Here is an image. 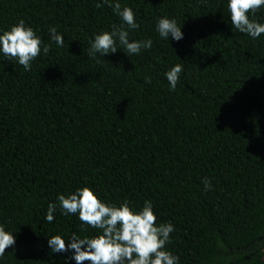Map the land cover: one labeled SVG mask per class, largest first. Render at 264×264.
Listing matches in <instances>:
<instances>
[{
	"label": "trees",
	"instance_id": "16d2710c",
	"mask_svg": "<svg viewBox=\"0 0 264 264\" xmlns=\"http://www.w3.org/2000/svg\"><path fill=\"white\" fill-rule=\"evenodd\" d=\"M97 2L0 0V29L23 18L50 44L28 70L0 55V223L15 237L0 264H75L48 236L100 229L59 207L44 216L85 184L105 202L151 200L178 264H264V33L232 27L225 0H121L138 23L129 39L152 46L92 57L89 37L121 23ZM165 14L181 39L155 31ZM249 16L264 22V6Z\"/></svg>",
	"mask_w": 264,
	"mask_h": 264
},
{
	"label": "clouds",
	"instance_id": "9594fccd",
	"mask_svg": "<svg viewBox=\"0 0 264 264\" xmlns=\"http://www.w3.org/2000/svg\"><path fill=\"white\" fill-rule=\"evenodd\" d=\"M116 14L121 23H113L108 29L94 32L88 39L87 54L95 57L114 53L118 45L127 54H138L141 49L152 46V38L129 39V29L138 27L132 7L121 4V0H103ZM231 26L251 38L264 33V22L252 19L249 13H255L264 6V0H225ZM97 7H100L98 0ZM125 25L127 27H125ZM155 31L161 38L179 40L183 37L181 23L174 16L161 15L156 18ZM49 41L57 46L64 43L63 34L53 25L48 26ZM50 44L44 43L31 26L26 25L23 18L0 29V55L5 59H15L25 70L31 67L42 51L47 52ZM182 65L175 63L165 72L168 88H176ZM204 189H210L211 183L202 178ZM59 202H49L44 218L52 221L57 207L63 214L76 213L84 224L100 229L91 235H77L73 232L67 238L60 234L48 236L47 244L52 252L71 251V259L75 264L87 260L88 264H178V256L164 247L173 231L171 222L155 223L156 214L151 200L145 199L139 208L130 206L127 200L121 202H105L87 184L76 187L67 194H58ZM13 231L6 230L0 223V256L5 248L14 243ZM67 240V245H65Z\"/></svg>",
	"mask_w": 264,
	"mask_h": 264
}]
</instances>
